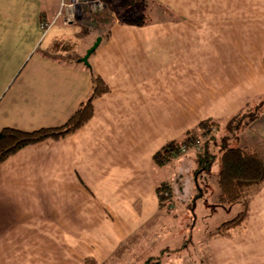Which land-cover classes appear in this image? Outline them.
I'll return each mask as SVG.
<instances>
[{"label": "crops", "instance_id": "0c3cea01", "mask_svg": "<svg viewBox=\"0 0 264 264\" xmlns=\"http://www.w3.org/2000/svg\"><path fill=\"white\" fill-rule=\"evenodd\" d=\"M105 2L103 29L84 33L88 14L42 28L61 0H0V131L61 126L89 96L93 74L110 86L77 132L0 164V264H113L126 256L116 257L148 240L175 197L187 199L195 187L187 154L159 167L155 152L264 97V0ZM116 11L151 15H136L149 21L140 26ZM55 39L76 46L52 53ZM250 127L264 138V112ZM164 184L173 204L160 209ZM191 240L193 251L183 241L163 248L164 264L174 254L179 264H264V186L229 236Z\"/></svg>", "mask_w": 264, "mask_h": 264}, {"label": "trees", "instance_id": "16d2710c", "mask_svg": "<svg viewBox=\"0 0 264 264\" xmlns=\"http://www.w3.org/2000/svg\"><path fill=\"white\" fill-rule=\"evenodd\" d=\"M121 22L140 26L149 23L146 17L122 18ZM75 46L76 42L73 40L55 39L51 43L50 50L52 53L72 51ZM92 80L93 85L89 96L65 124L57 127H42L32 131L4 127L0 131V164L25 147L46 140L59 141L84 127L94 115V101L110 92V86L101 75L93 74ZM263 112L264 97L256 104L245 105L228 118L224 124L226 129L224 135L220 137L217 135L222 128L220 122L206 119L189 130L182 139L167 142L153 155V162L156 166H165L182 153L183 146L191 147L196 140L201 138L200 151L194 152L192 173L194 179L199 173L211 172L213 161L220 158L217 177L220 190L218 200L221 204L241 202L243 209L236 217L209 232V237L229 236L231 230L242 226L248 216L251 197L264 186V147L261 144L246 147L232 146V140L237 138L239 133L251 123L258 120ZM214 126L217 127L216 132L212 131ZM157 193L160 209L169 208L173 203L171 187L167 184L158 186ZM190 206L192 210L195 209V204ZM159 261L152 263L149 260L145 264H158Z\"/></svg>", "mask_w": 264, "mask_h": 264}, {"label": "rangeland", "instance_id": "374dc122", "mask_svg": "<svg viewBox=\"0 0 264 264\" xmlns=\"http://www.w3.org/2000/svg\"><path fill=\"white\" fill-rule=\"evenodd\" d=\"M105 4L106 7L101 11L93 12L85 8L78 13L88 14L92 17L86 22L87 28H85L86 31L84 30V33L87 31L93 32L96 29H103L99 25L98 17L101 18L103 15L109 14V11L107 10V3L105 2ZM137 11H141L139 7H137ZM138 13L139 12H137L136 15H143V13L146 15H151L149 12H141L140 14ZM136 15L128 13L121 14L119 11H116V13L114 12L113 14L114 17L117 16V18L119 17L121 19H131V17L135 18ZM84 44L85 43L82 42V45L80 48H78L77 53L86 49ZM225 122H221L222 128L219 132H217L219 137L226 133V129L224 128ZM251 126L255 125L252 124ZM254 128L255 127H250L249 129L240 132L239 136L232 140V146H252L255 145L256 141L259 143H264V138H258V133L255 132ZM212 131L216 132L217 127L214 126ZM195 151V148H189L187 149V152L181 153L187 154L185 159L187 158V160L190 162V173H193ZM219 169L220 158L218 157L212 163L211 172L199 173L196 175V178L194 179L195 187L191 190L187 199H183L180 196L175 197L174 205L170 212H167V217L162 223H158V225L160 224L158 226L159 228L153 231V233L147 237L148 240L144 241L140 247L135 245L132 248L127 247L120 250L116 257L120 255L126 256L116 258L113 264H145L149 260L152 263L160 260L158 264H164L161 258L163 257L164 253H166V249L163 248H165L167 245L171 247H178L183 241L184 245H188L190 243L188 248H186L187 251H193L191 239L194 238L196 241L202 243L207 238L209 232L215 230L222 223L236 217L243 209V204L241 202L233 204H221L218 200L220 193L217 183ZM191 204H195V209H191ZM187 251L185 250V253ZM175 252L178 253L177 251ZM151 255H153V257H149ZM167 263L179 264V254H174V256H172L169 260L166 259L165 264Z\"/></svg>", "mask_w": 264, "mask_h": 264}, {"label": "built area", "instance_id": "2783aa9c", "mask_svg": "<svg viewBox=\"0 0 264 264\" xmlns=\"http://www.w3.org/2000/svg\"><path fill=\"white\" fill-rule=\"evenodd\" d=\"M106 7L104 0H61L60 8L51 22H42V28L47 31L57 20H62L64 24H68L75 21L78 13L87 8L90 11H101ZM202 139L199 138L193 144V146H183L182 152H187L189 148H195L196 151H200Z\"/></svg>", "mask_w": 264, "mask_h": 264}, {"label": "water", "instance_id": "95a60500", "mask_svg": "<svg viewBox=\"0 0 264 264\" xmlns=\"http://www.w3.org/2000/svg\"><path fill=\"white\" fill-rule=\"evenodd\" d=\"M100 41H101V38H98L97 41L92 46V48L89 50L88 55L86 57V61H87L89 55L96 49V47L98 46V44L100 43Z\"/></svg>", "mask_w": 264, "mask_h": 264}]
</instances>
